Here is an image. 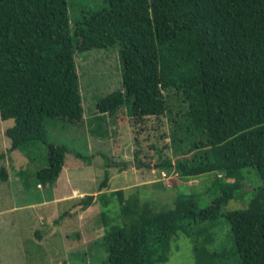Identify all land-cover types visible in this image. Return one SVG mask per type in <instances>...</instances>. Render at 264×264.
Segmentation results:
<instances>
[{
  "label": "trees",
  "instance_id": "16d2710c",
  "mask_svg": "<svg viewBox=\"0 0 264 264\" xmlns=\"http://www.w3.org/2000/svg\"><path fill=\"white\" fill-rule=\"evenodd\" d=\"M69 9V0H0V118L13 120L5 130L8 149L29 157L30 146L44 143L47 165L35 178L54 184L68 148L49 142L46 123L83 124L75 54L118 44L122 87L99 98L93 119L123 105L130 117L163 115L171 110L163 91H173L187 104L180 110L188 127L178 126L189 141L175 161L165 158L156 167L183 178L217 171L221 193L204 207L193 193L178 195L158 211L137 193L112 191L122 224L109 225L101 214L106 264L166 262L180 233L193 240L196 264H213L218 252L199 239L202 224L219 215L238 262L264 264V0H103L99 9L81 6L72 28ZM194 132L200 138L191 141ZM183 139L173 142L178 147ZM248 167L261 185L251 189L246 207L222 212L243 192ZM7 177L2 168L0 179ZM108 177L106 170L99 190ZM92 199L79 202L86 207Z\"/></svg>",
  "mask_w": 264,
  "mask_h": 264
},
{
  "label": "rangeland",
  "instance_id": "374dc122",
  "mask_svg": "<svg viewBox=\"0 0 264 264\" xmlns=\"http://www.w3.org/2000/svg\"><path fill=\"white\" fill-rule=\"evenodd\" d=\"M69 3L71 28L80 17L81 6H103V0ZM75 62L83 124L75 126L57 119L46 123L49 142L68 148L54 184H38L35 178V172L47 165L46 145L35 142L29 148V157L21 150H9L5 130L13 120L0 118V153H7L0 159V170L5 168L9 176L8 180L0 179V264H106L101 214H105L109 225L122 224L120 204L110 196L114 190L123 189L124 195L137 193L142 202L158 211L168 210L178 195L193 193L199 207H204L221 193L217 171L183 178L174 170L156 167L165 158L175 161L187 149L189 139L178 126L184 125L185 131L188 127L186 119L181 118L187 104L177 94L163 91L171 109L163 115L134 118L127 115L123 105L118 113L105 114L97 123L93 118L99 98L122 87L118 44L76 53ZM179 137L184 139L177 147L173 140ZM199 138L194 132L190 139ZM20 170L24 171L22 175ZM106 170L107 186L99 190ZM243 173L247 182L243 192L229 200L222 212L246 207L251 189L261 185L255 168H245ZM88 194L93 195L92 203L83 207L79 200ZM202 228L199 240L208 250L218 252L213 264H240L223 216L219 215L213 224L203 223ZM193 246V240L186 235L173 236L169 258L161 264H196Z\"/></svg>",
  "mask_w": 264,
  "mask_h": 264
},
{
  "label": "crops",
  "instance_id": "0c3cea01",
  "mask_svg": "<svg viewBox=\"0 0 264 264\" xmlns=\"http://www.w3.org/2000/svg\"><path fill=\"white\" fill-rule=\"evenodd\" d=\"M10 141V140H9ZM8 146H10V144L8 145ZM6 153V152H5ZM6 170V169H5ZM7 172V171H6ZM9 179V176L7 177V179L6 180H8Z\"/></svg>",
  "mask_w": 264,
  "mask_h": 264
}]
</instances>
